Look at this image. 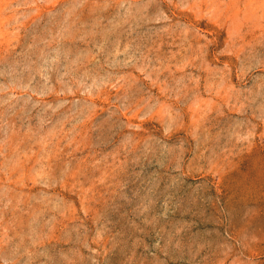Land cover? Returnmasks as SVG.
<instances>
[{
    "label": "rangeland",
    "instance_id": "obj_1",
    "mask_svg": "<svg viewBox=\"0 0 264 264\" xmlns=\"http://www.w3.org/2000/svg\"><path fill=\"white\" fill-rule=\"evenodd\" d=\"M0 264H264V0H0Z\"/></svg>",
    "mask_w": 264,
    "mask_h": 264
}]
</instances>
